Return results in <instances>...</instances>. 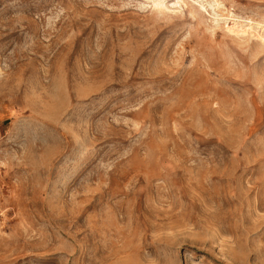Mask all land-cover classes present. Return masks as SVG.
Listing matches in <instances>:
<instances>
[{
    "label": "rangeland",
    "instance_id": "rangeland-1",
    "mask_svg": "<svg viewBox=\"0 0 264 264\" xmlns=\"http://www.w3.org/2000/svg\"><path fill=\"white\" fill-rule=\"evenodd\" d=\"M0 264H264V0H0Z\"/></svg>",
    "mask_w": 264,
    "mask_h": 264
}]
</instances>
